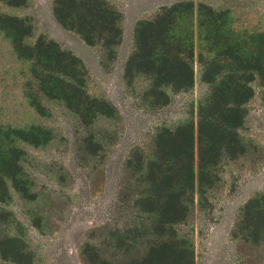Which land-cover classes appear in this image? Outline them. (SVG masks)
<instances>
[{
  "label": "rangeland",
  "instance_id": "1",
  "mask_svg": "<svg viewBox=\"0 0 264 264\" xmlns=\"http://www.w3.org/2000/svg\"><path fill=\"white\" fill-rule=\"evenodd\" d=\"M105 1L121 14L122 40L113 61L99 46H88L58 24L54 0H24L23 5L0 1V15L27 19L32 25L26 44L33 45L42 35L77 57L87 73L88 95L108 102L116 113L83 125L62 103L42 100L46 110L38 114L25 96L30 64L17 58L0 31V127L37 126L51 137L40 146L18 143L33 196L23 199L10 190V199L0 203V239H14L12 244L24 257L16 263L0 255V264H99L100 252L115 259L116 229L128 225L127 214L135 213V198L144 189L139 159L152 158L163 129L174 131L192 122L197 134L198 105L207 94L197 63L194 87L179 93L165 89L166 103L151 92L144 76L127 79L137 22L152 18L161 7L192 1L195 9L202 3L227 10L238 32H264V0ZM252 87L254 96L238 130L244 153L223 163L220 181L207 193L206 202L200 205L196 193L188 226L180 228L193 244L194 264H264V247L254 250L233 236L241 208L264 193V84ZM127 194L132 201L124 202Z\"/></svg>",
  "mask_w": 264,
  "mask_h": 264
},
{
  "label": "trees",
  "instance_id": "2",
  "mask_svg": "<svg viewBox=\"0 0 264 264\" xmlns=\"http://www.w3.org/2000/svg\"><path fill=\"white\" fill-rule=\"evenodd\" d=\"M53 4L54 17L63 29L115 60L114 49L122 40L121 14L111 4L105 0H54ZM32 28L27 19L0 15V31L17 58L30 64L25 96L31 107L43 115L42 100L60 102L83 125L99 117L114 118L112 105L88 95L87 73L77 57L42 35L33 45L25 43ZM196 63L207 87L198 105L197 134L191 122L157 135L152 158L138 162L144 189L135 198V213L127 214L128 225L114 235L119 256L111 260L100 252L99 264H194L193 244L180 228L188 226L196 193L200 205L206 202L207 193L220 181L223 163L244 153L238 130L247 114L245 106L254 96L252 84H264V32H238L227 10L202 3L195 9L192 1L161 7L152 18L137 22L134 52L125 67L127 79L144 76L151 92L166 103L165 89L179 93L194 87ZM50 139V133L37 126L0 127V203L10 199V190L23 199L33 196L18 143L40 146ZM123 198L132 201L128 194ZM233 236L254 250L264 247V193L241 208ZM13 241L0 239V255L20 263L24 254Z\"/></svg>",
  "mask_w": 264,
  "mask_h": 264
}]
</instances>
